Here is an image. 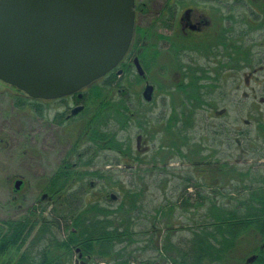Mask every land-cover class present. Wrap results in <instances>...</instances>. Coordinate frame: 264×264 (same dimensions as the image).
<instances>
[{"label": "rangeland", "instance_id": "1", "mask_svg": "<svg viewBox=\"0 0 264 264\" xmlns=\"http://www.w3.org/2000/svg\"><path fill=\"white\" fill-rule=\"evenodd\" d=\"M164 1L165 0H136V9L138 7V10H140V6L145 7L142 12L143 14L137 13V29H141L146 32L148 29V31H150L149 27L146 30L144 28H146L148 24L152 22V24H155V30H159L161 20H158V12ZM174 1L175 0L172 1V5H174ZM244 1L246 2L247 0H185L184 3L186 5H192L198 8V12H205L207 15L208 11L206 7L208 6L213 5L214 7H233L234 15L248 18L247 22H251L253 16H251L252 14L249 15L250 10L248 11L246 6L241 5V2ZM248 1L251 5H254V2L251 0ZM175 5L177 4L175 3ZM257 6L255 7L259 9V6ZM183 9L184 8L182 7L179 12L183 11ZM263 9L262 11L260 9L259 10L264 14ZM218 13L219 12H216L215 15ZM240 21L241 20L239 18L238 23H240ZM253 22L255 23L252 24V27L250 26L251 28H247L245 25L246 23L242 22L243 27H246L247 31L250 33L248 34L249 37L245 36V39L242 40V44L244 45L245 42H248L247 38L257 39L255 48H260L261 53L264 56V36H259L260 32H264V18ZM261 24H263V26H260ZM239 27L240 25L237 24L236 28ZM173 31H175V29ZM248 46L249 42L246 47ZM257 57L258 55L253 57V64L259 66L261 62H259ZM156 60L157 61L154 63V67L149 72V75L151 76L149 79L151 82L155 83L157 86L159 83L165 86L173 83L176 79V76L179 77V70L178 68H175L174 61H172L174 60V55L172 53L164 54L160 57H157ZM192 64L204 66L205 60L199 58L196 61H193ZM213 65V73L215 75L219 74L222 70L219 68L216 62H214ZM262 65V70L257 71V78L251 77L249 79L250 81L245 78L244 84L243 77H240L236 82H234L233 86H230L229 98L233 102L227 106L228 109L226 112H228L229 120L235 124L238 123L237 125L241 128H248L247 123L244 120V111H246L245 108L247 109L251 107L253 102H264V63H262ZM161 69L167 71L165 76H159ZM248 70L249 68L246 67V73ZM110 72L86 87L84 92L86 93L85 97L87 98L84 100V103L86 104L87 108L85 111H83V113L80 112L74 118L67 121L70 123V125L74 126V128L71 130V133L68 135H66L61 130V128L57 127L56 125L52 126L50 120L52 115L51 109L61 108V106H58L56 103L46 99H34L15 86L3 82L0 79V220L19 218L31 209L34 210L35 208H38L37 213L39 214L42 212L44 207L46 208L43 210L45 216L50 215L51 211L53 210L55 214H68L70 208L69 202L57 194L53 195L49 189V184L50 179L57 171L62 158H69L70 163L74 161L77 163V166L71 169L72 172L76 174H74L73 177L67 178L69 179V182L73 181L77 174H81L82 172L89 170L95 171L94 174L87 176L81 175L82 180H80V183L82 182L84 185V192H86L85 202L86 205L91 203L93 205L103 204V206L105 205L110 207L113 211V214L110 218L111 221L113 217H117V211L119 209L120 211L123 210L125 215H128L132 212L134 213V208L131 207L130 204L133 199L136 200L135 203L139 207H137V211L139 209L140 210L137 213V218L135 219L136 221H140L142 224L140 223L141 225L138 224V226H134V230L137 231L138 227L141 226L144 227L143 230H149V233L146 235L145 233L140 232L135 235L138 240L133 243V247L135 249L139 248V250L136 249L135 255H137V259L139 260L152 259L156 263H161L163 261V256H159L157 253L152 254V249H140L142 245L148 244L149 240L147 238L148 236H151L150 230L152 227L161 225V231L156 232H162L161 235L163 234L164 237L161 240V243L166 245L167 248H169L170 245L173 246L174 243L180 239L190 240L193 236V232L189 230L185 232H178L177 230H174L171 233H163L162 229L164 226H166V224H173L175 227L192 224L196 231L197 226L199 227L198 224L206 219L204 216L206 215L205 213L216 201H218L221 205L234 206L236 202L251 199L252 191L249 188H247L249 190L246 191L245 187L247 186L251 188L253 186V180H251L250 176H246L250 178V181L247 182V184L241 183L232 187L225 185L226 188L223 186L222 188H216L217 185H215V188L210 189L208 200L206 202L204 201L207 209L206 207L199 208V206H197L195 195L191 196L190 198L189 203H192L190 208L180 207L175 208L174 210L172 209V211L169 209V207L164 208L165 203L168 201H178L177 197H179L180 192L174 191L172 193L174 197L171 198L170 196L172 194L169 195L168 191L164 189L165 187L162 186V183L157 181L160 180V178H164V171L166 173H175L176 171L182 172V170H189V167H192L193 160L189 161L187 158L179 161L181 157L177 153H160V158L165 155V160L169 159V163L166 166L170 165V168H165L161 171V173H159L156 169H153L151 166H149L151 164L150 160L147 161V159H149L151 156L149 153L142 154V151H137L135 153H129L128 156L124 157L113 150L108 148L102 149L99 147V139L98 137H93V131L102 130L111 133L113 130L118 129L119 127V121L115 120V117L110 114L109 110L105 111L101 116H95L93 119L88 118L97 110L98 104H100V102L105 99L107 91H105V89L102 87L109 86L105 83V81ZM223 74L224 75L218 79V81L221 83L220 90L228 91V87H225V82H227L226 72ZM136 76V71L132 70L131 72L120 77L118 84H131L136 90L141 92L144 87V82L141 81L134 84L135 81H131L135 80ZM232 78L233 77H230L229 81H231ZM238 83L241 85L239 89L235 88ZM253 87H256L257 91L252 90ZM97 88L99 91H101V95L96 96V98L92 96L93 98L91 99L90 96L93 95L92 93H94ZM156 95H158V92ZM215 95H220V92H217V94L215 93ZM227 95L228 92L227 94H224V97ZM20 98H24L26 100L21 106L18 104V100ZM225 99L227 100V97ZM226 100L214 99L215 105L219 108L214 117V124H220L221 120L224 119V115L222 114L221 110L223 108V104H226ZM241 101H245L246 105L244 110L239 111L237 103ZM136 106V109L141 107L139 105ZM260 106L261 108H264V103H261ZM39 112L41 114H39ZM247 116L248 115H246V117ZM199 117H204V114H199ZM248 117L251 118L250 116ZM89 123H91L92 126L90 127L92 128L89 130V134L84 135ZM51 128H53L55 131L54 135L51 134ZM118 130L121 131L120 129ZM197 130L198 140L189 142L186 146H183L181 150L185 151L186 153H190L191 150H193L196 145L199 144L203 146V151H205L206 142H204L203 139L209 137L206 134L205 120L198 121ZM125 131L126 132L122 135L128 139L129 146L134 151V148H136L137 145L136 127L129 126L127 129H125ZM190 132L192 131L190 130ZM233 133L237 134L235 131H233ZM237 135L240 137V139H242V141L244 140L243 143L245 144V137L243 134ZM83 138L85 141H83L80 148L82 149L81 154L78 155L80 150H75V152L70 151V149L77 145L79 141H82ZM221 140H223V138L220 136V141ZM172 141L175 142L176 140H171L170 142ZM151 142L152 138L143 144L148 145L151 144ZM93 144L97 145L98 147H93ZM179 144L180 141L177 140V146H179ZM247 145L248 144H245V148ZM85 146L86 151L83 152V149H85L83 147ZM87 146H92L93 149L88 151ZM122 148L124 149V146H122ZM127 148L129 151L130 148ZM248 149H250V151L258 149L259 153L245 152V159L242 163H232L231 165L240 167L244 170V172L249 174L250 172H253L256 173V175L264 176V152H261V150L264 149V137L260 136L257 140L250 143V145H248ZM154 153L153 158L156 159L157 155ZM135 154L140 155L142 158L144 157L146 163L134 160L133 156ZM203 154L205 153L203 152ZM214 159H216V157H214ZM220 161L223 162L221 158ZM214 175L216 176V174ZM168 178L174 180V176H172V174H168ZM18 179L22 180V184L19 189H16L15 183ZM72 184L73 186H78L76 183ZM170 185H172V183L166 185L167 190ZM236 187L243 188L236 189ZM194 188L195 187H192V189ZM65 191L66 189L64 192ZM190 191L195 193L193 190ZM190 191L187 192L188 195L186 196L190 197ZM164 192H167L169 199H167L166 196L164 197ZM253 192L255 193V191ZM44 193H47L48 197L43 198ZM112 194H115L116 198H112ZM231 195L238 198L234 197L233 199L231 198ZM121 203L126 206H121ZM177 206H179V204H177ZM160 211H162L161 214L159 213ZM113 223H115V221H113ZM115 224H117V222ZM254 233L255 236H252L250 232L249 234L239 232V234H241L239 236H244L242 238L243 241L241 246L238 248V252L241 253L239 256L242 255V259L240 261L242 264H244V262L252 254H257L261 246L264 247L263 233L259 229H256ZM159 238H161L160 235ZM127 239L129 238L127 237ZM241 248L245 252H241ZM15 257H18V252H13L10 254L8 259H6L5 264H13ZM84 260L85 264H93V262L86 260V256L79 258L78 252L75 251L73 264L84 263ZM100 263L101 262H98L97 264ZM134 263L139 264L137 261H134ZM233 264L236 263L234 262Z\"/></svg>", "mask_w": 264, "mask_h": 264}, {"label": "flooded vegetation", "instance_id": "2", "mask_svg": "<svg viewBox=\"0 0 264 264\" xmlns=\"http://www.w3.org/2000/svg\"><path fill=\"white\" fill-rule=\"evenodd\" d=\"M172 1L173 0H165L158 12V20H161L159 30H155V24L150 22V24L144 28L145 30L148 27L150 28V31L147 29L146 32L137 29V13L143 14L142 12L145 7L139 5L140 10H138V7L136 9L135 0V29L129 50L124 57L125 59L111 70L110 74L113 73L115 75L112 84L102 87L107 91L105 100L109 103L103 108L98 104L97 110L88 117L89 119H93L95 116H101L105 111L109 110L110 114L115 117V120L119 121L118 129L121 131L116 129L111 133L109 132V138L98 140L99 144H101L99 147L102 146V149L108 148L124 157L128 156L129 153H135L137 151H142V154L149 153L151 155L150 158L147 159V161L150 160L151 162L149 166L161 173V171L165 169V155L160 158V153L166 154V152H172L178 154L177 148L182 149L183 145H181V143L179 146H177V143L172 145L170 141H181L183 136L187 137L188 143L197 141L198 121L205 120L206 134L209 137L203 139V141L206 142V149L205 151L201 149L200 153L206 156L207 159L204 162L208 167L205 173H199L202 176H198V173L193 171L196 179H198V177L201 179V181L198 182L199 185L210 189L215 188V185H217L216 188H222V186L225 187V185L232 187L237 184L249 182L250 178L246 176L251 177V180H253L252 184H257L259 177L256 173L250 172L249 174L244 172L242 168L231 164L242 163L245 159V152L259 153L258 149L250 151L248 145L257 140L260 136L264 137V108L260 106L261 103L264 102H253L252 106L247 108L248 110L245 108V101L237 103L239 111L244 110V108L246 110L244 111V120L247 123V129L239 127L237 125L238 123L235 124L231 122L226 110L228 109L227 106L233 102L229 98L230 86H233L234 82L240 77H243L244 84L245 78H247L248 81H250L249 79L251 77L257 78V71L263 68L262 63H264V56L260 48H255L257 39L247 38L249 42L248 47H246L248 42H245L244 45L242 44V40L245 39V36L250 34L246 27H243L242 22L246 23L245 25L247 28H251L252 24L255 23L253 21L264 18V14L258 8L249 6L247 7L248 11L250 10L249 15L251 11H254V14L251 15L253 16L252 21L247 22L248 18H243V16L238 17L233 14V7L208 6L206 7L208 11L207 15L205 12H198V8L192 5H186L184 3L185 0H175L174 5H172ZM175 3L177 5H175ZM182 7L184 8L183 11L179 12ZM216 12L219 13L215 15ZM239 18L241 20L240 23H238ZM237 24L240 25L239 28H236ZM263 24L260 26H263ZM174 29L175 31H173ZM261 35L264 36V32H260L259 36ZM168 53L174 55V60L172 61H174L175 68L179 70V77L176 76L174 82L167 86L160 83L157 86L149 79L151 77L149 72L154 67L157 57ZM257 55L259 62H261L259 66L253 64V57ZM197 57L205 60L204 66L192 64L193 61L199 59ZM136 59H138L139 63L142 65L144 74L138 72L135 63ZM124 60L125 65L123 63ZM214 62H216L222 70L216 75L213 73ZM246 67L249 68L247 73ZM132 70L136 71L137 76L135 80L131 81H135L134 84L141 81L144 82V87L141 92L136 90L131 84H118L119 78ZM225 72L227 75L225 87H228V91H221V83L218 79L221 78ZM166 73V70L161 69L159 76H165ZM230 77H233L231 81H229ZM183 82L188 84V86L181 88ZM150 84L153 85V89L146 96L144 91L147 85ZM240 86L241 85L238 83L235 88L239 89ZM84 90H86V87L72 94L46 99L61 106V108L51 109L52 115L50 120L52 126L56 125L61 128L66 135L71 133L72 128H74V126L70 125L67 121L74 118L80 112L83 113L87 108L84 103V100L87 98L85 97L86 93ZM252 90L255 91L256 87H253ZM157 92L158 95H156ZM217 92H220V95L216 96L215 93L217 94ZM227 92L228 95L224 97V94H227ZM92 94L93 95L90 96L91 99L93 98L92 96L96 97L95 92ZM226 97L228 102L225 99ZM214 99L226 100V104H223L221 110L224 119L221 120L220 124H214L215 114L219 110L215 105ZM81 105H83V108L76 113H72L76 107ZM136 105L141 107L136 109ZM201 113L204 114V117H199ZM246 115L251 118L248 116L247 118ZM129 126L136 127L137 145L134 151L130 148L128 139L122 135ZM91 128L92 127H87L85 132L89 133ZM190 130L192 132H190ZM233 131L237 134H243L245 137V144H248L246 147L247 149L243 143L244 140L242 141ZM51 134H55L53 128H51ZM220 136L223 138L221 141ZM150 138H152L151 144L144 145ZM109 140L111 143H109ZM83 141H85L84 138L82 141H79L77 145L72 147L70 151L75 152V150H80L78 152V155H80L82 152L80 148ZM118 142L121 147H118ZM93 145L95 148L98 147L95 144ZM122 146H124V149ZM93 147L87 146V150L90 151ZM127 147L130 148L129 151ZM83 148H85L83 151H86V146ZM195 151L196 150L191 154L198 155L196 154L197 152L194 153ZM154 152L157 155L156 161L153 160ZM203 152L205 154H203ZM261 152H264V149L261 150ZM214 157H216V159H214ZM63 158L57 170L61 169V167H64V171L69 169V158ZM220 158L223 162L220 161ZM71 164L72 167L77 166L75 161ZM87 172L95 171L89 170ZM214 174H216V176ZM204 178L206 181L202 180ZM45 197H48L47 193L43 194V198ZM111 197H114L113 194ZM82 257L83 256H81V258ZM254 258H256V256L250 257L248 260L252 261ZM81 264H85V260L84 263Z\"/></svg>", "mask_w": 264, "mask_h": 264}, {"label": "trees", "instance_id": "3", "mask_svg": "<svg viewBox=\"0 0 264 264\" xmlns=\"http://www.w3.org/2000/svg\"><path fill=\"white\" fill-rule=\"evenodd\" d=\"M251 1L254 2L255 6L258 5L262 11L264 0ZM241 5L255 7L248 0L241 2ZM251 14H254V11H251ZM114 79L115 75L109 73L105 83L111 85ZM186 86L188 84L183 82L181 88H185ZM95 95H101V91L98 88L95 91ZM18 101V104L21 106L26 100L20 98ZM107 103L109 102L103 99L100 102L101 107L103 108ZM39 114L41 113L39 112ZM90 125L91 123L88 124V128H90ZM85 134L89 133L85 132ZM109 135L107 131H93V137H98L99 140L109 138ZM109 143H111L110 140ZM171 143L173 145L177 143V140ZM180 143L186 146L188 144L187 137L183 136ZM118 147H121L119 142ZM202 147L197 144L191 150V152L194 150H196L195 152H199L195 156L191 152L186 153L177 148L178 154L181 157L179 161L187 158L189 161L193 160L192 167H189L190 171L188 169L176 173H166L164 171V178H160L157 181L162 183V186L165 187L164 189L168 191L169 195L174 191L180 192L179 197H177L178 201H168L165 203L164 208L169 207L171 211L180 207L190 208L192 206V203H189L190 198L195 195L197 206L199 208L206 207L207 209L204 201L206 202L209 198L210 188L199 185L198 182L201 181L200 177L196 179V176L193 174V171H196L198 176H200L201 174L199 173H205L208 167L204 162L207 159L206 156L200 153V150H203ZM133 158L138 162H146L144 157L142 158L140 155L135 154ZM153 160L156 161L154 158ZM168 163L169 159H166L165 168L167 169L170 168V165L166 166ZM68 168V170L64 171V167H61V169L53 174L50 179L49 189L53 195L57 194L69 202V213L60 215L55 214L53 210L50 215L45 216L43 210L46 208L44 207L39 214L37 213L38 208H35L19 218L0 220V264H5L6 259L13 252H18V257H15L13 264H73V257L75 256L77 247L81 248L83 256H86V260L93 262V264L102 261H105L107 264H128L134 261L139 262V264H233L234 262L242 264L240 262L242 255L239 256L241 253L238 252V248L241 246L244 236H239L241 235L239 232L246 234L250 232L252 236H255V230L259 229L263 233L264 238V176L258 175V184H253L251 188L245 185L246 191L249 189L252 191L251 199L236 202L234 206L221 205L216 201L207 210L206 215H204L206 219L198 224L199 227L197 226L196 231L192 224L181 225L179 227H175L173 224H166L162 229L163 233H171L174 230L178 232L189 230L193 232L190 240L180 239L173 246L170 245L167 248L166 245L161 243L164 237L163 234L161 235L162 232H156L161 231V225L154 226L152 229L150 228L151 236L147 238L149 242L147 245H142L140 249H152L151 253L163 256V261L156 263L152 259L139 260L137 259V255H135L137 248L133 247V243L138 240L135 235L140 232L148 235L149 230H143L144 227L141 226L138 227L137 231L134 230V226H138L141 223L135 219L140 210L137 211L136 200L133 199L130 204L134 208V213L125 215V212L119 209L117 217H113L111 221L110 218L113 211L110 207L103 206V204L93 205L89 203L86 205L85 202L86 192H84V185L82 182L80 183V180H82L81 175L87 176L95 172H82L81 174H77L75 178L77 180L74 179L69 182L67 178L73 177L76 173L72 172L71 169L73 167L71 163H68ZM168 174H172L174 180L168 178ZM202 180H205V178ZM72 183H76L78 186H73ZM169 183H172V185L167 190L166 185ZM192 187L195 188L192 189ZM65 189L66 191L64 192ZM190 190L195 191V193H192ZM188 191L191 192L190 197L186 196L188 195ZM163 195L169 199L167 192H164ZM170 197L173 198L174 195L172 194ZM234 197L238 198L231 195V198L234 199ZM120 205L126 206L123 203ZM161 212L159 213L161 214ZM113 221L117 222V224L113 223ZM159 235L161 238H159ZM241 252L245 251L242 250ZM254 256H256L254 260H248ZM250 257L244 264H264V247L261 246L258 253L252 254Z\"/></svg>", "mask_w": 264, "mask_h": 264}, {"label": "water", "instance_id": "4", "mask_svg": "<svg viewBox=\"0 0 264 264\" xmlns=\"http://www.w3.org/2000/svg\"><path fill=\"white\" fill-rule=\"evenodd\" d=\"M134 7L135 0H0V79L33 98L80 91L127 54Z\"/></svg>", "mask_w": 264, "mask_h": 264}, {"label": "built area", "instance_id": "5", "mask_svg": "<svg viewBox=\"0 0 264 264\" xmlns=\"http://www.w3.org/2000/svg\"><path fill=\"white\" fill-rule=\"evenodd\" d=\"M101 264H104V263H101ZM131 264H135V263H131Z\"/></svg>", "mask_w": 264, "mask_h": 264}]
</instances>
